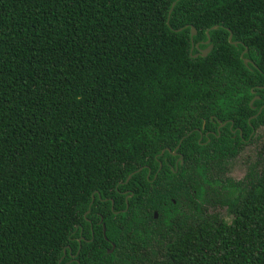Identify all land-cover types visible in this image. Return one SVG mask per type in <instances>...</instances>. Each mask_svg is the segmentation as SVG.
<instances>
[{"label": "trees", "instance_id": "obj_1", "mask_svg": "<svg viewBox=\"0 0 264 264\" xmlns=\"http://www.w3.org/2000/svg\"><path fill=\"white\" fill-rule=\"evenodd\" d=\"M173 1L0 0V264H62L90 216L116 248L94 225L81 264H264V150L259 175L218 176L238 153L229 125L264 126V110L246 122L264 96V0H179L166 23ZM189 27L192 45L208 31L204 58ZM209 117L225 125L198 145Z\"/></svg>", "mask_w": 264, "mask_h": 264}, {"label": "flooded vegetation", "instance_id": "obj_2", "mask_svg": "<svg viewBox=\"0 0 264 264\" xmlns=\"http://www.w3.org/2000/svg\"><path fill=\"white\" fill-rule=\"evenodd\" d=\"M206 41V40H205ZM205 41H202V42H197V43H195L194 45H192L193 46V48L195 49V51H196V53L194 54V55H197V53L200 51V50H203L204 48H202V49H199L198 48V46L199 45H206V44H204L205 43ZM195 45H197V48L195 47ZM207 46V45H206ZM192 51V50H191ZM193 55V56H194ZM192 56V57H193ZM197 56H199V55H197ZM257 89L258 90H264V85L263 86H259V87H257ZM251 92V94H253V91L252 90H250ZM255 101H260V97L259 96H256V95H254L250 100H249V103H248V105H249V107L252 109V110H255V114L254 115H252L251 117H249L248 119H247V123L249 122V120H251V119H254L255 117H257L261 112H262V110H264V96H263V98H262V102L260 103V105H259V107L257 108V109H255V107H253L252 106V104L255 102ZM251 102V103H250ZM211 122H216L217 123V125H216V127H215V129H214V131H211V130H204V126H203V123H204V121H202V125H201V127H200V130H194L196 133H197V138H196V143L198 144V145H205V144H208V143H210V139H209V137L210 136H213V137H218L219 136V129L220 128H222L224 125H225V123H220L218 120H215V121H213V117H209L208 118ZM259 127H264L263 125H260ZM258 127V128H259ZM258 128H256V129H253V128H251V132L246 136V138H244L243 137V134H242V132L238 129V128H232V124L231 125H229V127H228V130H229V132L231 133V138L232 139H234L235 137H237L238 138V141H239V144H237V145H239L238 146V150L240 149V147L243 145V144H245V143H249L250 142V140L252 139V136H253V134H254V132L258 129ZM216 133V134H215ZM189 134V133H188ZM187 134V135H188ZM203 139H205V141L204 142H202V140ZM181 140H182V138L179 140L180 142H181ZM179 142H178V147H179ZM234 144V143H233ZM176 145V146H177ZM175 146V147H176ZM174 147V148H175ZM174 148H173V150L172 151H170L169 149H165V151L172 157V158H174V160H173V167L171 168V167H169V171L171 172V173H176V171H177V168H178V166H182V164H183V158H182V155L181 154H179V153H177L176 152V150L178 149H176V150H174ZM163 152H164V150H162L160 153H159V156H161L162 154H163ZM161 168V164H160V162H157V169L154 171V172H151L149 169L146 171V173L144 174V177H145V180L147 181V182H154V180L156 179V176H157V173H158V171H159V169ZM141 169L142 168H138L136 171H134V172H132V173H130L131 174V176L133 175V174H136V173H138V172H140L141 171ZM129 174V175H130ZM130 176V177H131ZM151 176V179H149V177ZM127 177H128V175H127ZM127 177L125 178V180H124V182L123 183H127V181L130 179V178H128V180L126 181V179H127ZM120 194H122L123 196H124V199H123V201H124V209L123 210H119V211H117V212H113L114 214H117L118 212H125L127 209H128V206H127V200L129 199V198H131L132 197V193H130L129 191H127V190H125V191H122V192H120ZM112 202H110V210H112V204H111ZM172 203H173V201H172ZM203 207H204V205H202ZM205 210V209H204ZM208 212H210V211H208ZM218 212H220V210H218ZM155 214V217H153V215ZM95 215L96 216H98V214L97 213H95ZM224 215H225V212H224ZM157 213L155 212V211H153L152 213H151V215H150V219L153 221V220H156L157 219ZM84 222L87 224V231H88V235H89V239H87L86 238V236H87V231L86 230H84L83 228H82V226H75L74 227V231L71 233L72 235H73V239H72V241H74L75 242V249L74 250H72V248H70L69 246H65L63 249H62V255H61V258H60V261H63V263L62 264H81V261H82V256L80 255V250H81V243H89V242H91L92 241V237H93V233H92V226H96V225H99L100 227H101V230H100V232H101V236H102V238L106 241V243H107V246L108 247H103V251H104V253L105 254H111L114 250H115V245H114V243L113 242H111V241H108V240H106V238H105V235H104V225L102 224V218H101V216H98V220H96L94 217H92V216H90V218L89 219H85L84 220ZM74 233H77V237H74ZM144 239H145V237H143ZM65 250H66V252H65ZM86 256H87V254H86Z\"/></svg>", "mask_w": 264, "mask_h": 264}, {"label": "rangeland", "instance_id": "obj_3", "mask_svg": "<svg viewBox=\"0 0 264 264\" xmlns=\"http://www.w3.org/2000/svg\"><path fill=\"white\" fill-rule=\"evenodd\" d=\"M264 150V127H259L253 134L252 139L249 143L243 144L238 153L234 155L232 158L225 159V163L223 166V170L221 176L223 179H228L231 182H241L244 181L246 176L249 175V171L251 169L252 174L260 173V167L255 165L257 158L263 156ZM254 166V167H252ZM208 194L204 192L203 199ZM228 197L227 194L223 196V200ZM200 205H204L208 211L214 212L219 215L220 218L229 222V217L224 215L225 209L223 207L219 208L218 206L209 207L205 203H202L198 200ZM220 210V212H218Z\"/></svg>", "mask_w": 264, "mask_h": 264}, {"label": "water", "instance_id": "obj_4", "mask_svg": "<svg viewBox=\"0 0 264 264\" xmlns=\"http://www.w3.org/2000/svg\"><path fill=\"white\" fill-rule=\"evenodd\" d=\"M178 1H179V0H174V1L170 4V7H169V9H168V11H167L166 23L168 22V17H169V15H170V13H171V11H172V9H173L175 3L178 2ZM214 29H216V26H213L210 30H214ZM180 31H181V30L178 29V30H175V31H173V32L177 33V32H180ZM207 33H208V31L205 32L206 41H205V43H204V44H206L207 46H206V48H204L203 50H200V51L197 53V55H199V56L202 57V58H204V57L210 52V50H211V45H208V43H209V39H208ZM194 35H195V31H194V29H193L192 27H189V40H190V44H191V46H190V50H189V53L191 52V50H192V48H193L191 40H192V37H193ZM230 39H231V34H230V32H228V37H227V41H228V43H229V44H232L233 46L237 45L236 42H231ZM195 47L197 48V45H195ZM244 52H245V50H243V51L240 53L239 58L242 60V63H243V65H244V67H247V65H248V64H251V63H250L247 59H243V58H242V55L244 54ZM197 55H194L193 58L197 57ZM250 92H251V91H250ZM250 103H251V102H250ZM179 143H180V141H179ZM177 148H178V145L174 148V150H176ZM130 176H131V174L128 175L126 181L128 180V178H130ZM91 201H92V196H91ZM111 204H112V203H111ZM153 217H155V214L153 215Z\"/></svg>", "mask_w": 264, "mask_h": 264}]
</instances>
